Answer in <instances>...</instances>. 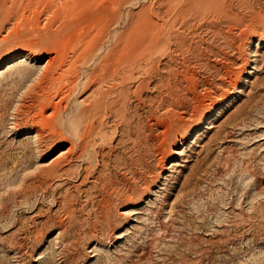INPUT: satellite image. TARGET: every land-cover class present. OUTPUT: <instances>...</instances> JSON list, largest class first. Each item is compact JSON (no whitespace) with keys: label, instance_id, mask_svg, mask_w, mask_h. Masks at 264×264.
<instances>
[{"label":"rangeland","instance_id":"374dc122","mask_svg":"<svg viewBox=\"0 0 264 264\" xmlns=\"http://www.w3.org/2000/svg\"><path fill=\"white\" fill-rule=\"evenodd\" d=\"M192 1L0 0V264H264V0Z\"/></svg>","mask_w":264,"mask_h":264},{"label":"bare ground","instance_id":"6f19581e","mask_svg":"<svg viewBox=\"0 0 264 264\" xmlns=\"http://www.w3.org/2000/svg\"><path fill=\"white\" fill-rule=\"evenodd\" d=\"M194 1V0H193ZM192 1V2H193ZM195 1H197V0H195ZM189 2H190V0H189ZM213 3V2H212ZM191 4V3H190ZM189 4V5H190ZM192 4H194V3H192ZM201 4V3H200ZM192 6V5H191ZM204 6V5H203ZM190 8H192V7H190ZM196 8V7H195ZM189 9V8H188ZM258 32V31H257ZM87 54V53H86ZM83 57H85L84 55L82 56V58ZM129 59V58H128ZM85 60V59H84ZM130 60V59H129ZM83 62V61H82ZM46 65H48V67H50V65H51V61H47L46 63H45ZM12 65H14L13 63H9V65L7 66L8 68H10V67H12ZM107 66H109L110 67V65H107ZM115 66H116V64H115ZM48 67L46 68L47 70H48V72H49V69H48ZM110 69V68H109ZM112 70H113V68H112ZM65 71V70H64ZM104 71V70H103ZM113 72V71H112ZM45 73H47V72H45ZM110 74H111V70H110ZM91 75V74H90ZM92 76V75H91ZM111 76H112V74H111ZM95 77H97V76H95ZM102 77L104 78V75L103 74H99L98 75V77H97V79L99 80L98 82H100V80H102ZM58 78V77H57ZM92 78V77H91ZM70 82V80H68V83ZM90 84V83H89ZM100 85V84H99ZM102 86V85H101ZM90 88V87H89ZM68 90V89H67ZM70 90V89H69ZM103 91V90H102ZM103 93V92H102ZM103 94H105V93H103ZM110 94V93H109ZM93 95V94H92ZM105 96V95H102V94H100L99 93V91L97 92V96H95V97H93V99L94 100H92V101H90V103H88V104H84V107H83V109H82V111H83V113L84 114H88L89 113V111H90V109H96L97 107H98V105H100V103L102 102V100H103V97ZM106 96H108V95H106ZM63 99V98H62ZM91 99V98H90ZM109 100V99H108ZM60 102V101H59ZM84 102V101H83ZM108 103H109V101H108ZM114 105V104H113ZM102 106H103V104H102ZM111 106V105H110ZM100 107H101V105H100ZM111 107H113V106H111ZM92 110V111H93ZM102 111V110H101ZM98 112V111H97ZM93 113H95V111L93 112ZM90 115H91V113H90ZM101 116V115H100ZM95 117V115L93 116V118Z\"/></svg>","mask_w":264,"mask_h":264}]
</instances>
